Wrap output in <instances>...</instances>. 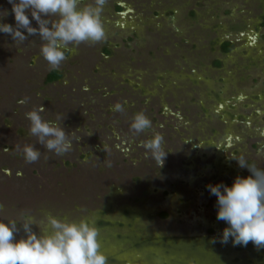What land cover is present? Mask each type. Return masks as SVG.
Listing matches in <instances>:
<instances>
[{
    "label": "rangeland",
    "instance_id": "obj_1",
    "mask_svg": "<svg viewBox=\"0 0 264 264\" xmlns=\"http://www.w3.org/2000/svg\"><path fill=\"white\" fill-rule=\"evenodd\" d=\"M11 7L0 0V17ZM101 18L105 38L70 45L57 69L38 36L0 33V218L18 221L17 238L29 217L87 219L108 264H264V247L219 242L227 225L206 187L250 175L241 156L264 169V0H106ZM40 107L76 131L64 155L31 135ZM141 111L152 128L136 133ZM154 134L164 161L143 147Z\"/></svg>",
    "mask_w": 264,
    "mask_h": 264
},
{
    "label": "clouds",
    "instance_id": "obj_2",
    "mask_svg": "<svg viewBox=\"0 0 264 264\" xmlns=\"http://www.w3.org/2000/svg\"><path fill=\"white\" fill-rule=\"evenodd\" d=\"M106 0H8L10 10L0 17V33L9 34L14 42L23 43L29 36H38L40 54L53 69L59 68L66 59L70 45L82 42H99L105 38L102 11ZM83 5V6H82ZM14 15V24L4 18ZM33 21L37 26H33ZM44 107L26 113L30 121V133L49 152L61 156L72 148L76 131L66 132L61 126L63 119H43ZM113 111L123 112L121 103ZM152 128L151 119L143 112L132 117L131 129L143 133ZM164 137L154 134L143 143L151 158L159 162L168 153L163 150ZM24 158L36 162L40 151L34 145H25ZM241 169L251 173L247 177L237 175L229 186L223 182L207 185L216 199L217 220L227 225L220 243L246 247L250 242L256 248L264 247V169L249 164L241 156L235 158ZM2 207V205H0ZM17 220L0 218V264H108L101 250L98 228L87 219L68 222L55 215L46 218L41 229L34 217L22 222L24 236L17 238L20 229ZM35 224L39 231H34Z\"/></svg>",
    "mask_w": 264,
    "mask_h": 264
},
{
    "label": "trees",
    "instance_id": "obj_3",
    "mask_svg": "<svg viewBox=\"0 0 264 264\" xmlns=\"http://www.w3.org/2000/svg\"><path fill=\"white\" fill-rule=\"evenodd\" d=\"M222 49L224 52H230L233 50V43L231 42H225L223 45H222ZM62 78V73L58 70H54L52 71L48 76H47V79H46V82L47 83H52V82H55L59 79Z\"/></svg>",
    "mask_w": 264,
    "mask_h": 264
}]
</instances>
